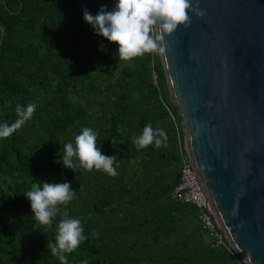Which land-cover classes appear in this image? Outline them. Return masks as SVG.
I'll return each mask as SVG.
<instances>
[{
    "label": "trees",
    "instance_id": "trees-1",
    "mask_svg": "<svg viewBox=\"0 0 264 264\" xmlns=\"http://www.w3.org/2000/svg\"><path fill=\"white\" fill-rule=\"evenodd\" d=\"M102 5L114 0H0V125L37 106L0 135V264H60L51 247L63 212L40 224L24 197L38 181L76 191L60 207L87 239L68 264H246L226 239L213 245L196 207L173 199L186 150L158 50L121 60L83 19V8L95 15ZM148 123L165 137L138 149L132 138ZM84 127L117 157L116 176L60 164Z\"/></svg>",
    "mask_w": 264,
    "mask_h": 264
},
{
    "label": "water",
    "instance_id": "water-1",
    "mask_svg": "<svg viewBox=\"0 0 264 264\" xmlns=\"http://www.w3.org/2000/svg\"><path fill=\"white\" fill-rule=\"evenodd\" d=\"M158 50L191 170L246 264H264V0H193Z\"/></svg>",
    "mask_w": 264,
    "mask_h": 264
},
{
    "label": "clouds",
    "instance_id": "clouds-1",
    "mask_svg": "<svg viewBox=\"0 0 264 264\" xmlns=\"http://www.w3.org/2000/svg\"><path fill=\"white\" fill-rule=\"evenodd\" d=\"M83 19L92 28L95 35L105 38L117 45L119 58L124 61L133 60L161 49V42L166 34H171L179 27L190 26V13L202 17L203 10L193 0H114L111 10L102 5L93 15L83 8ZM36 104L18 106V119L12 125H0V135L10 133L14 128L23 126L36 111ZM165 137L162 129H154L151 123L144 126L139 135L133 136V143L138 149L150 144L161 146V138ZM65 169L76 172L101 171L109 176H116L115 155L107 156L97 146V133L91 127H84L74 136V141L64 144V154L59 157ZM76 191L69 182H40L26 192L32 216L43 225L51 226L54 218L61 211L63 218L56 225L55 243L51 247L58 256L60 264H68L66 253L73 252L86 239L84 228L78 218L69 216L67 208L75 197ZM87 264V261L83 262Z\"/></svg>",
    "mask_w": 264,
    "mask_h": 264
},
{
    "label": "built area",
    "instance_id": "built-area-1",
    "mask_svg": "<svg viewBox=\"0 0 264 264\" xmlns=\"http://www.w3.org/2000/svg\"><path fill=\"white\" fill-rule=\"evenodd\" d=\"M173 199L177 202L190 204L196 207L199 210L200 224L207 231L213 245L218 246L224 244V239L226 238L223 233L220 234L215 229L217 224L209 209L207 199L202 193L191 170L187 153L182 159L180 183L173 192ZM218 229L220 230L219 227Z\"/></svg>",
    "mask_w": 264,
    "mask_h": 264
}]
</instances>
